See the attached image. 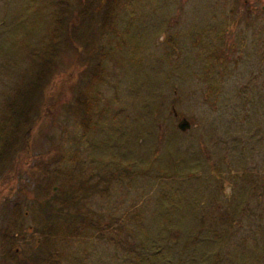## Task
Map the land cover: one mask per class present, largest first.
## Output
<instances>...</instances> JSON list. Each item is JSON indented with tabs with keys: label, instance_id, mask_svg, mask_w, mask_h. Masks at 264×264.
<instances>
[{
	"label": "rangeland",
	"instance_id": "374dc122",
	"mask_svg": "<svg viewBox=\"0 0 264 264\" xmlns=\"http://www.w3.org/2000/svg\"><path fill=\"white\" fill-rule=\"evenodd\" d=\"M252 1L248 24L242 0H0V131L27 80L51 71L40 122L0 166V231L25 233L0 232V264H264V12ZM44 181L96 182L79 199L96 225L61 222L44 242ZM39 245L46 259L31 262Z\"/></svg>",
	"mask_w": 264,
	"mask_h": 264
},
{
	"label": "trees",
	"instance_id": "16d2710c",
	"mask_svg": "<svg viewBox=\"0 0 264 264\" xmlns=\"http://www.w3.org/2000/svg\"><path fill=\"white\" fill-rule=\"evenodd\" d=\"M97 8L102 7L99 4ZM76 13H78V11ZM74 15L75 13L72 15V18L74 17ZM63 18L64 17H61V19ZM77 19H81V15H77L75 17V20ZM71 39L72 38L69 33V39L66 40L67 45L72 44ZM71 47L75 49V46ZM50 72L51 71L48 70V74H50ZM48 74L45 68H41L39 72L37 70L35 78L28 79L26 85L22 87V89L17 93L14 103H12L11 105L10 113L6 116V119L10 122V125L7 129L0 131V166L9 163L8 161H10V158L8 159L7 156L10 155L9 150L12 152L14 143L20 141V147H23L24 143L26 144L25 141H27L29 130L38 122H40L42 117L40 111L44 106L42 97L45 90V84L47 83L46 81L49 78ZM80 104H83V102ZM21 130L23 131V133H21ZM13 137L15 138L11 140V138ZM47 185H49V181H44V186H40V189L38 190L36 194L37 196L35 198L37 208L41 212V216L46 223L45 228L41 229V233H43V235L45 236L42 239L44 242H48V240L50 239V232L55 231V229L58 228L61 222L67 223L68 226H71L76 230L81 226L84 227V225H88L90 227L96 225L95 221L92 219V216H86L83 213V204H79V199L86 196L87 191L91 190L92 187L96 185V182H94L93 185L90 186H85L79 183L81 188L79 186H75V188H73V186H69L61 192H54L53 190L55 186L47 188ZM46 189L47 192L45 194L41 193ZM78 189H80V195L78 194ZM75 195H77L76 198H74ZM35 229L37 228H34V230L32 231H35ZM29 230H31V228H29ZM0 232L3 235L11 238H24L25 236V233L23 231L15 232L12 234L11 232L8 233L1 229ZM8 247V252L10 253L11 257L12 255L16 256V254L19 253L17 247H15L14 250L10 248V245H8ZM40 257H42L44 260L46 259L44 256H42L39 245L37 253L34 254V251L33 253H30L29 259L32 260L31 262H33L34 260H38ZM49 260H51L50 257ZM21 263L30 264L29 262Z\"/></svg>",
	"mask_w": 264,
	"mask_h": 264
},
{
	"label": "flooded vegetation",
	"instance_id": "af4514ba",
	"mask_svg": "<svg viewBox=\"0 0 264 264\" xmlns=\"http://www.w3.org/2000/svg\"><path fill=\"white\" fill-rule=\"evenodd\" d=\"M242 1H243V3H242L243 4V8H236L235 9L236 10V15L238 17L239 15H241L243 13V16H245L244 21L247 22L248 24H251V23L254 22V18L256 16V10H258L257 9V5L252 0H242ZM259 2H260L259 3V11L264 12V0H260ZM236 5H240L239 0H236ZM230 7H231V5H230ZM232 7H234L233 6V2H232ZM209 41L212 42V40H209ZM254 42H255V40H254ZM212 43L215 46H221V45H225V40L221 39L218 43H215V42H212ZM229 45L230 44H228L226 46H229ZM241 46L245 50H250L251 53H252L253 48H254V47L245 46L244 42H243V44H241ZM211 55L214 58V60L217 61V58H215V56H217V52H213V50H212V54ZM225 58H227L226 57V54L222 53L221 54V57L218 58V61L221 62ZM235 58H238L239 59L240 58V54L237 53L236 56H235ZM234 60H235L236 63H238L237 59H234ZM233 64H235V63H233ZM238 65H239V63H238ZM233 69H235V68H233ZM224 71H225V68L224 67H221L219 69L220 74H223Z\"/></svg>",
	"mask_w": 264,
	"mask_h": 264
},
{
	"label": "water",
	"instance_id": "95a60500",
	"mask_svg": "<svg viewBox=\"0 0 264 264\" xmlns=\"http://www.w3.org/2000/svg\"><path fill=\"white\" fill-rule=\"evenodd\" d=\"M190 126V123L188 120H186L184 117L181 118L178 123H177V127L180 130H185L186 128H188Z\"/></svg>",
	"mask_w": 264,
	"mask_h": 264
}]
</instances>
